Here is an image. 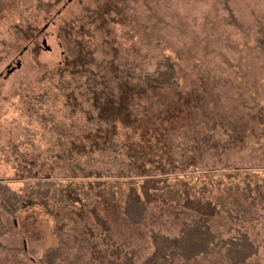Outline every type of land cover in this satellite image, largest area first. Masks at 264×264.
I'll use <instances>...</instances> for the list:
<instances>
[{
  "label": "rangeland",
  "instance_id": "rangeland-1",
  "mask_svg": "<svg viewBox=\"0 0 264 264\" xmlns=\"http://www.w3.org/2000/svg\"><path fill=\"white\" fill-rule=\"evenodd\" d=\"M44 1L0 0V180L20 188L30 171L79 188L74 165L115 135L134 154L135 177L247 169L262 175L264 0ZM75 52L83 56L82 69L98 66L104 85L97 92L121 96L108 123L89 101L58 85L70 79ZM162 52L174 62L179 91L146 83L139 94L121 89V64L151 71ZM141 106L145 113L136 119ZM88 169L92 177L100 170ZM99 191L93 201L107 219V235L134 253L135 264L152 254V231L177 237L181 224L198 215L179 208L170 216L152 202L142 224L131 226L119 202ZM64 211L65 229L40 207L11 215L0 204V264H40L43 250L58 240L53 264H99L91 259L96 240L87 228L98 230L92 216L71 206ZM208 223L223 239L240 229L258 246L245 264H264L263 224H236L224 213ZM159 264L229 263L224 248L212 243L190 259L177 254Z\"/></svg>",
  "mask_w": 264,
  "mask_h": 264
},
{
  "label": "trees",
  "instance_id": "trees-1",
  "mask_svg": "<svg viewBox=\"0 0 264 264\" xmlns=\"http://www.w3.org/2000/svg\"><path fill=\"white\" fill-rule=\"evenodd\" d=\"M36 1L45 3L44 0ZM261 34L258 45L264 47V30ZM66 48L68 49V45ZM75 53L72 54L70 79L67 81L62 79L60 82L64 85L60 82L58 85L62 89L71 88L72 94L78 95V100L89 101V107H94L97 115H101L102 112L103 120L108 123L110 118L117 115L115 108H121L123 103L121 96L97 92V88H103L104 85L103 80L98 78V66L82 69L83 56L78 52ZM78 68H81L80 76H75ZM120 69L121 72L124 71L122 74L125 77L121 89L132 93H141L145 83L153 88L168 87L176 91L181 87L180 77L171 56L163 52L156 56L155 67L151 71L137 64H121ZM97 100L100 104L95 103ZM136 104L139 105L138 102ZM64 110L68 111V104L64 105ZM144 113L145 109L141 106L136 119ZM52 130L60 134L56 126H52ZM54 144H57V140H54ZM133 155V152H129L123 146L119 136L115 135L107 139L105 146L95 155L86 157L81 165H74L81 173L79 188L72 182L64 184L63 180L57 178H35L28 171L27 179L20 188H14L7 181L0 180V204L11 215H16L31 206L40 207L63 229L66 228L63 227L66 218L65 209L71 206L87 212L98 228L97 231L89 227L87 229L90 237L96 240L91 250V259L99 264H135V262L133 252H126L122 243H117L108 237L107 219L93 201L97 190L101 191V196L119 202L122 213L131 226L142 224L148 204L152 202L158 203L159 210L170 216H173L174 211L179 208L198 214L181 224L177 237L171 238L152 231L153 252L142 264L168 262L177 254L190 259L207 251L212 243L224 248L229 264H245L248 257L257 253V244H254L252 239H248L240 229L236 230L235 237L223 239L211 230L208 219L224 213L225 217L236 224L245 222L250 226L259 223L264 225V170L261 171L263 176L247 169L181 175L162 172L160 175L145 174L135 177L129 174ZM88 168H100V170L92 177L94 171ZM80 188L81 190L78 191ZM85 202L89 205L83 204ZM60 207H62L61 211L58 210ZM262 207L260 213L258 209ZM71 212L74 215L78 213L72 208ZM62 244L63 241L58 240L55 246L46 247L38 260L39 263L53 264L60 254ZM0 247L5 249L2 245Z\"/></svg>",
  "mask_w": 264,
  "mask_h": 264
},
{
  "label": "water",
  "instance_id": "water-1",
  "mask_svg": "<svg viewBox=\"0 0 264 264\" xmlns=\"http://www.w3.org/2000/svg\"><path fill=\"white\" fill-rule=\"evenodd\" d=\"M43 43H45L44 41H43ZM48 48V47H47Z\"/></svg>",
  "mask_w": 264,
  "mask_h": 264
}]
</instances>
